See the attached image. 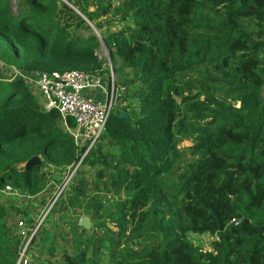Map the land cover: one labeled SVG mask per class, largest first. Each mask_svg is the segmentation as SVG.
I'll use <instances>...</instances> for the list:
<instances>
[{
    "label": "trees",
    "instance_id": "obj_1",
    "mask_svg": "<svg viewBox=\"0 0 264 264\" xmlns=\"http://www.w3.org/2000/svg\"><path fill=\"white\" fill-rule=\"evenodd\" d=\"M113 4L125 25L102 42L122 107L82 161L57 112L42 113L22 79H1L0 191L34 197L43 166L89 168L55 205L65 194L88 203L91 228L71 225L81 240L45 264H264V0H0V62L24 75L104 78L86 20ZM192 74L200 82L184 79ZM182 140L188 163L178 161ZM33 159L41 166L29 169ZM13 220L0 202V264H26ZM201 235L212 239L206 250L190 241Z\"/></svg>",
    "mask_w": 264,
    "mask_h": 264
},
{
    "label": "rangeland",
    "instance_id": "obj_2",
    "mask_svg": "<svg viewBox=\"0 0 264 264\" xmlns=\"http://www.w3.org/2000/svg\"><path fill=\"white\" fill-rule=\"evenodd\" d=\"M90 11L94 12L95 9L91 7ZM120 14L121 10L118 4H113L106 16L94 18L92 22L85 20L92 33L98 39L99 45L95 53L104 64L106 72L104 78L112 73L116 83L121 85V80L117 74H114L112 71V66L109 62V51L102 42L104 36L116 33L124 27L125 23L121 20ZM79 34L82 37H87L89 33L80 31ZM16 71L14 67L0 62V80L21 79L19 75H15ZM184 79L200 82L201 76L192 74L187 75ZM24 82L29 85L28 81ZM120 85H118V87H121ZM200 99L202 100V98ZM234 106L237 107L238 104L234 103ZM189 119V127L191 128L195 120L192 116H189ZM179 120H182L184 125L186 124V120H183V117H179ZM72 132L73 130H68L63 127V134L70 136ZM177 137L181 138L182 136L177 134ZM77 146L80 149L85 147V151L81 158L83 161L84 154L88 153L90 149H88V146H84L82 140L77 141ZM191 146L192 143L187 140H182V142L179 143L178 149L181 153L180 159L178 160L179 162L188 163L191 160L190 153L187 151V148ZM81 160L74 166L76 170L73 172V176H76L79 172H81V174L83 172L86 178H91L89 168L84 166ZM33 166H41V161L39 159H33L27 165L29 169ZM42 168L44 173H46V188L41 194L34 197L22 196L8 187L0 191V202L5 205L10 217L14 219V225L11 226V231L14 236L24 243L21 255L26 264H45L47 260L56 261L61 257L63 249L68 248L71 250V241H73V239H77L78 241L81 240V238L69 233L71 225L77 224L79 228L86 231L91 228V222L85 214L86 211L89 210L88 203L73 205L65 194L63 203L55 205L60 195L69 186V184H66V181L68 179V174L73 168L63 169L54 166H43ZM101 200L104 205H107L111 201V197L107 196ZM54 205L55 207H53ZM59 231H61L62 234L57 236ZM84 236H86V234ZM34 237H36V240L32 242ZM59 237H62V240L59 239ZM140 241L146 243L148 240L145 239V241ZM190 241L194 246L206 250L212 239L207 235H201L190 236ZM50 247L54 249V257L52 258H50L48 252Z\"/></svg>",
    "mask_w": 264,
    "mask_h": 264
},
{
    "label": "built area",
    "instance_id": "obj_3",
    "mask_svg": "<svg viewBox=\"0 0 264 264\" xmlns=\"http://www.w3.org/2000/svg\"><path fill=\"white\" fill-rule=\"evenodd\" d=\"M15 75L29 82L42 113L57 112L66 129V118L75 123L70 136L76 145L82 140L88 149L102 136L112 112L122 107L119 101L125 95V90L116 86L112 73L106 78L78 71L26 75L16 71ZM75 170L76 167L68 174L66 184Z\"/></svg>",
    "mask_w": 264,
    "mask_h": 264
},
{
    "label": "water",
    "instance_id": "obj_4",
    "mask_svg": "<svg viewBox=\"0 0 264 264\" xmlns=\"http://www.w3.org/2000/svg\"><path fill=\"white\" fill-rule=\"evenodd\" d=\"M121 117H124V115H123V114H121Z\"/></svg>",
    "mask_w": 264,
    "mask_h": 264
}]
</instances>
